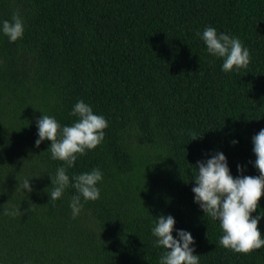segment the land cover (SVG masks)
Listing matches in <instances>:
<instances>
[{"label":"trees","instance_id":"obj_1","mask_svg":"<svg viewBox=\"0 0 264 264\" xmlns=\"http://www.w3.org/2000/svg\"><path fill=\"white\" fill-rule=\"evenodd\" d=\"M14 13L23 37L10 42L0 30V264H159L152 228L161 215L174 217V237L191 233L200 264H264V247L242 254L219 244V221L192 191L197 161L220 152L233 177L259 175L264 0H0V29ZM208 26L240 39L247 68L222 71L197 35ZM79 100L108 127L67 169L70 184L103 175L100 198L81 196L73 218L74 188L49 197V175L64 162L51 158L50 141L35 142L38 118L71 126ZM258 227L264 238V215Z\"/></svg>","mask_w":264,"mask_h":264},{"label":"clouds","instance_id":"obj_2","mask_svg":"<svg viewBox=\"0 0 264 264\" xmlns=\"http://www.w3.org/2000/svg\"><path fill=\"white\" fill-rule=\"evenodd\" d=\"M0 30L10 42L22 38L24 25L19 14L14 13L11 20H4ZM197 35L203 40L210 54L223 59L222 71L229 73L234 69L248 67L250 52L238 37L223 32L218 34L212 26L206 27ZM71 115L78 119L71 126L63 127L52 116L43 114L38 118L39 139L35 144L39 147L44 140L50 141L51 158L64 162L65 166L59 167L55 176L49 175L54 187L48 193L50 200L55 201L62 197L69 186L74 188L77 194L72 197L69 206L72 217L76 218L83 209L81 196L84 201L100 198L97 184L103 175L99 169H93L91 172L73 176L70 184L67 169L74 166L78 156L85 155L86 151L95 149L103 142L108 121L104 116L94 114L92 107L83 100L74 105ZM252 142L256 157L254 167L259 171L258 176L242 174L233 177L225 155L220 152L206 161H197V174L194 177L196 186L192 188L194 200L204 214L219 221L223 232L219 244L225 249L242 254H250L264 247V238L258 227L264 214L255 217L252 215L264 196V129L253 136ZM232 143L236 144L237 141ZM237 169L241 173L244 171L241 165H237ZM30 179H25L22 185L27 192L32 191ZM175 223L172 215H161L152 228V235L156 237L154 245L163 249L159 264H200L199 255H195L194 248L190 247L194 244L191 233L180 229L177 230L178 238L172 235Z\"/></svg>","mask_w":264,"mask_h":264}]
</instances>
